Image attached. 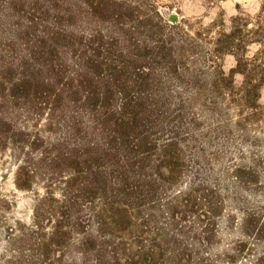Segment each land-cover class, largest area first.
Segmentation results:
<instances>
[{
  "label": "trees",
  "instance_id": "1",
  "mask_svg": "<svg viewBox=\"0 0 264 264\" xmlns=\"http://www.w3.org/2000/svg\"><path fill=\"white\" fill-rule=\"evenodd\" d=\"M135 9L125 0H0V97L8 99L14 112L16 107L24 113L38 110L50 123L64 122L82 136L73 148L56 145L54 157L45 148L40 162L28 164L24 158L18 166L16 184L22 190L42 176L40 169L51 175L58 171L63 175L58 181L61 199L47 191L57 203L55 217H36L37 227L51 228L39 253L9 263L187 264V251L181 247L185 241L173 236L174 229L167 230L170 237L151 233L134 237L130 244L123 237L134 225L149 227L155 195L165 190L160 181L168 179L169 167L180 172L179 126L171 127L174 137L168 143L157 137L172 121L161 111L169 98L159 90L168 81L162 69L182 74L183 50L190 44L189 35L174 33L176 26L150 27L134 15ZM81 20L84 29L79 31L74 25ZM238 20L234 16L230 30L213 43L220 56L235 58L227 78L241 77L244 104L253 107L264 81V46L251 59L246 47L264 41L248 20ZM173 119L181 124L183 113ZM33 143V149L40 145ZM190 195L173 212L177 226L188 213L199 212L193 207L200 196ZM182 206L191 210H180ZM211 210L198 215L215 217ZM92 222L98 232L84 229L76 239ZM177 231L181 237L187 233L183 226Z\"/></svg>",
  "mask_w": 264,
  "mask_h": 264
},
{
  "label": "rangeland",
  "instance_id": "2",
  "mask_svg": "<svg viewBox=\"0 0 264 264\" xmlns=\"http://www.w3.org/2000/svg\"><path fill=\"white\" fill-rule=\"evenodd\" d=\"M125 1L138 7L134 15L150 27L176 26L174 33L189 35L190 44L183 50L182 74L162 69L168 81L159 90L169 98L161 111L170 114L172 120L169 128L157 133L159 142L168 143L174 137L171 127L179 126L177 137L183 162L176 173L178 178L172 177L175 173L169 167L168 179L159 183L165 190L155 195L149 227L134 225L123 235L124 240L130 244L134 237H148L151 233L159 239L170 237L167 230L174 229L173 236L185 241L181 247L187 251V264H264V81L257 104H244L241 77L227 78L235 58L229 54L220 56L213 43L222 31L230 30L236 15L239 23L248 20L249 28L258 29L255 35L264 41V0ZM170 14L179 20L172 21ZM82 20L74 25L79 31L84 29ZM263 46L249 44L246 57L257 56ZM215 56L220 58L216 60ZM194 76L198 81L193 83ZM16 108L14 112L7 98L0 99V118L4 120L0 124V264H12L20 257L39 253L51 228L49 224L37 227L36 217H55L57 203L47 191L52 189L54 197L61 199L58 181L63 175L58 171L51 175L40 169L42 176L32 178L31 188L22 190L16 184L18 166L25 161L40 162L45 148L54 157L56 145L65 143L73 148L82 137L69 131L64 122L50 123L46 113H24ZM182 113L184 121L180 124L173 117ZM33 142L40 143L36 144L38 148H32ZM190 192L191 197L200 196L193 209L200 213L212 209L215 217L204 219L199 212L194 216L188 213L177 226L173 212ZM180 210L191 208L182 206ZM92 224L81 228L76 239L84 229L98 232L97 224ZM181 226L187 231L183 237L177 231ZM149 228L154 232L146 230ZM116 235L120 237V232ZM122 253L119 246V260Z\"/></svg>",
  "mask_w": 264,
  "mask_h": 264
},
{
  "label": "water",
  "instance_id": "3",
  "mask_svg": "<svg viewBox=\"0 0 264 264\" xmlns=\"http://www.w3.org/2000/svg\"><path fill=\"white\" fill-rule=\"evenodd\" d=\"M169 18H170L172 21H174V22H176V21L179 20L178 16L175 15V14H170V15H169Z\"/></svg>",
  "mask_w": 264,
  "mask_h": 264
}]
</instances>
